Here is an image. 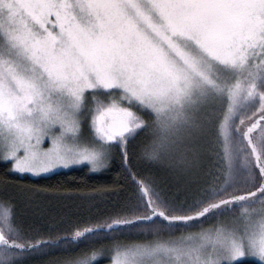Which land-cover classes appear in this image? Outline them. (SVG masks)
<instances>
[{"label":"snow or ice","instance_id":"obj_1","mask_svg":"<svg viewBox=\"0 0 264 264\" xmlns=\"http://www.w3.org/2000/svg\"><path fill=\"white\" fill-rule=\"evenodd\" d=\"M0 163V264H264V0H0Z\"/></svg>","mask_w":264,"mask_h":264},{"label":"rangeland","instance_id":"obj_2","mask_svg":"<svg viewBox=\"0 0 264 264\" xmlns=\"http://www.w3.org/2000/svg\"><path fill=\"white\" fill-rule=\"evenodd\" d=\"M209 63L215 65V61H208L203 64L202 71L191 70L193 87L190 97H186L182 104L172 103L160 116L162 124H166L169 136L177 133H184L191 124L192 118H205L210 114L219 112V99L215 91L222 81L217 75L218 65L209 67ZM222 71V70H221ZM177 113L185 114L189 120L186 123L183 119L173 123V117Z\"/></svg>","mask_w":264,"mask_h":264},{"label":"trees","instance_id":"obj_3","mask_svg":"<svg viewBox=\"0 0 264 264\" xmlns=\"http://www.w3.org/2000/svg\"><path fill=\"white\" fill-rule=\"evenodd\" d=\"M245 108H241V111H245ZM5 178V165L0 163V180ZM13 181H19L21 184L28 187H37L43 188L51 185H57L61 183L75 185L86 183L88 185H95L97 187H115L116 181L119 179L117 171L103 172L97 175H91L87 169H82L74 172H64L59 175H52L43 178H34V177H12ZM127 193H121V196L126 195ZM211 223V221H210ZM150 239V237H141V236H119L117 239L123 242L130 241H141L143 239ZM101 243L107 244L109 241H102ZM101 264H108L107 260L101 261Z\"/></svg>","mask_w":264,"mask_h":264}]
</instances>
